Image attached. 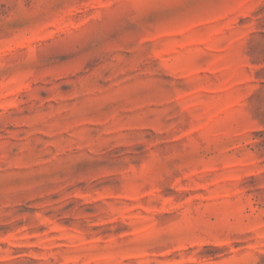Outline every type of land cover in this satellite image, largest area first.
<instances>
[{
    "label": "rangeland",
    "instance_id": "374dc122",
    "mask_svg": "<svg viewBox=\"0 0 264 264\" xmlns=\"http://www.w3.org/2000/svg\"><path fill=\"white\" fill-rule=\"evenodd\" d=\"M0 264H264V0H0Z\"/></svg>",
    "mask_w": 264,
    "mask_h": 264
}]
</instances>
